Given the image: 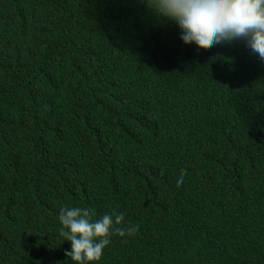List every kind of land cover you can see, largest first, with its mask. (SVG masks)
I'll list each match as a JSON object with an SVG mask.
<instances>
[{"label":"trees","instance_id":"obj_1","mask_svg":"<svg viewBox=\"0 0 264 264\" xmlns=\"http://www.w3.org/2000/svg\"><path fill=\"white\" fill-rule=\"evenodd\" d=\"M180 34L155 0H0V264H73L62 207L139 226L99 264H264V60Z\"/></svg>","mask_w":264,"mask_h":264},{"label":"clouds","instance_id":"obj_2","mask_svg":"<svg viewBox=\"0 0 264 264\" xmlns=\"http://www.w3.org/2000/svg\"><path fill=\"white\" fill-rule=\"evenodd\" d=\"M161 16L174 21L185 45L231 44L243 39L252 54L264 60V0H155ZM185 170L177 176L184 182ZM59 235L71 243L65 251L73 264H99L104 249L114 235L134 236L139 226H124L122 213H106L94 218L87 208L62 207Z\"/></svg>","mask_w":264,"mask_h":264}]
</instances>
